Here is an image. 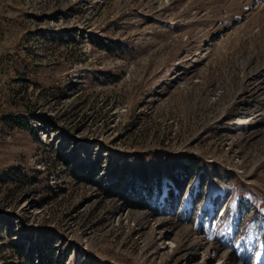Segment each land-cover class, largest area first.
<instances>
[{"label":"rangeland","instance_id":"374dc122","mask_svg":"<svg viewBox=\"0 0 264 264\" xmlns=\"http://www.w3.org/2000/svg\"><path fill=\"white\" fill-rule=\"evenodd\" d=\"M8 55L0 110L34 117L0 122V177H29L0 183V264H37L40 235L59 264H264V0H0ZM184 156L209 173L194 203L197 178L152 209L104 193L139 164L163 190Z\"/></svg>","mask_w":264,"mask_h":264},{"label":"trees","instance_id":"16d2710c","mask_svg":"<svg viewBox=\"0 0 264 264\" xmlns=\"http://www.w3.org/2000/svg\"><path fill=\"white\" fill-rule=\"evenodd\" d=\"M92 42L98 46L99 49L112 52L110 46L104 44V42L99 40H92ZM13 57L14 56L12 55H8L1 58L0 67L4 63L8 66ZM26 82L28 84L30 83L29 80H26ZM2 102H4L2 107H5L6 104L9 108L15 107V110L11 111L9 108H2V110H0L1 124L14 125L31 130L27 117H34L33 109L27 106L13 104L9 95L6 96ZM34 140L35 142H38L39 138L36 137ZM200 163L201 160L199 158L188 156L182 157L178 162L171 161L167 163L165 167L168 174L163 182V190L161 189L163 176L158 166H149V168H147L143 164H139L137 167L126 165L124 172H120V170L114 168L111 170L113 176L109 179L108 184L104 186L103 190L108 197L122 196L129 208L152 209L155 207V203L152 202L153 197H155L156 200L161 199V202L169 200L175 196L176 192L181 191L192 179L197 178V187L200 188V191L199 189L196 191L197 196L192 200V203H194L196 200L201 199V187L209 176L206 168H200ZM72 173L77 177L75 170ZM129 175L132 176L130 179H128ZM232 175L229 172L225 174L227 181L231 180ZM98 176L99 169L95 168V166L83 169L82 179L84 180H91ZM18 181H29V177L22 172V168H14L0 177V183L3 184ZM142 182H145L146 184L140 186ZM5 219L8 221L7 217H5ZM29 240L35 247L38 257L37 264H59L60 257L55 254L54 244L46 235L31 237ZM13 250L20 259L27 258L23 244L14 242ZM28 259L29 263L33 264L34 259L31 254Z\"/></svg>","mask_w":264,"mask_h":264}]
</instances>
